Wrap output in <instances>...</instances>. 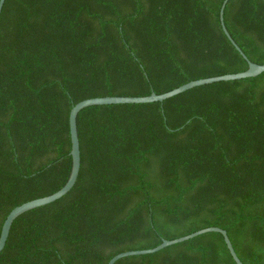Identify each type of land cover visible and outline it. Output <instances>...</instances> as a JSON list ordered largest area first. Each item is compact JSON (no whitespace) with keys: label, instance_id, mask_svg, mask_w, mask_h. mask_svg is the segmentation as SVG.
I'll use <instances>...</instances> for the list:
<instances>
[{"label":"trees","instance_id":"16d2710c","mask_svg":"<svg viewBox=\"0 0 264 264\" xmlns=\"http://www.w3.org/2000/svg\"><path fill=\"white\" fill-rule=\"evenodd\" d=\"M4 0L0 11V229L50 194L72 163L69 110L91 96L148 95L264 63V0ZM68 192L19 214L0 264H106L202 227L264 264V71L164 100L77 115ZM114 264H237L206 231Z\"/></svg>","mask_w":264,"mask_h":264},{"label":"water","instance_id":"95a60500","mask_svg":"<svg viewBox=\"0 0 264 264\" xmlns=\"http://www.w3.org/2000/svg\"><path fill=\"white\" fill-rule=\"evenodd\" d=\"M4 0H0V11L1 7L3 4ZM227 0H223L221 9H220V21H221V26L226 34V36L230 39V41L234 44L237 50L245 57L246 55L244 52L241 50L239 45L234 41V39L231 37L229 31L227 30L224 21H223V8ZM264 71V63H257L253 62L248 59V67L246 69L234 71V72H229V73H224L220 75H213V76H208V77H201L197 79H192L189 80L185 83H182L178 85L177 87H174L168 91L160 92V93H155L151 92L148 95H103V96H91V97H86L83 98L76 103L72 105V107L69 110V115H68V123H69V132H70V140H71V156H72V163H71V169L69 176L65 183L58 188L56 191L35 197L32 199H29L27 201H24L16 206H14L6 215L0 229V251L4 247L11 224L13 220L22 212L31 209L33 207H37L49 202L54 201L55 199L61 197L64 195L66 192L70 190V188L73 186L75 183L79 168H80V148H79V137H78V129H77V115L78 112L85 106L91 105V104H106V103H125V102H148V101H154V100H164L165 98H168L170 96H173L179 92H182L188 88H191L196 85L204 84V83H209L217 80H227V79H236V78H242V77H247V76H253L257 75L258 73ZM206 231H218L223 235L224 241L226 243V246L232 256V258L235 260L237 264H244L243 261L239 258L237 255L232 242L226 232V230L220 226L216 225H210L206 227H202L200 229H197L195 231H192L190 233H187L185 235H181L172 239H166L163 238L160 243L153 247L149 248H142V249H130V250H124L121 252L116 253L112 257L109 258L106 264H114V262L126 255H131V254H142V253H149V252H154L159 249H161L164 246H167L169 244H173L176 242H180L182 240L191 238L197 234L206 232Z\"/></svg>","mask_w":264,"mask_h":264}]
</instances>
